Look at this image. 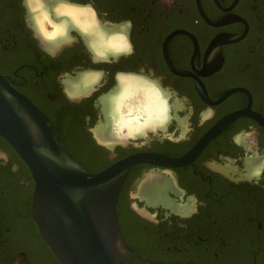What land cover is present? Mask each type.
I'll return each instance as SVG.
<instances>
[{
	"label": "flooded vegetation",
	"instance_id": "af4514ba",
	"mask_svg": "<svg viewBox=\"0 0 264 264\" xmlns=\"http://www.w3.org/2000/svg\"><path fill=\"white\" fill-rule=\"evenodd\" d=\"M0 74L91 173L131 154L187 156L217 126L183 164L129 167L116 203L125 262L264 264V0H33L31 12L0 0ZM148 100L162 109L141 129L114 124L117 103L142 124ZM33 191L0 135V264H62Z\"/></svg>",
	"mask_w": 264,
	"mask_h": 264
},
{
	"label": "water",
	"instance_id": "95a60500",
	"mask_svg": "<svg viewBox=\"0 0 264 264\" xmlns=\"http://www.w3.org/2000/svg\"><path fill=\"white\" fill-rule=\"evenodd\" d=\"M217 131L216 126L187 156L131 154L91 173L64 147L43 111L0 74V135L29 168L34 181L33 218L62 264H126L129 249L116 203L129 167L149 158L183 164Z\"/></svg>",
	"mask_w": 264,
	"mask_h": 264
},
{
	"label": "bare ground",
	"instance_id": "6f19581e",
	"mask_svg": "<svg viewBox=\"0 0 264 264\" xmlns=\"http://www.w3.org/2000/svg\"><path fill=\"white\" fill-rule=\"evenodd\" d=\"M114 42V41H113ZM108 43V42H107ZM109 44V43H108ZM114 44H116L115 42H114ZM131 91V90H130ZM135 94V93H134ZM146 96V95H145ZM155 98V97H154ZM149 99H150V97H149ZM119 102V101H118ZM122 102V101H121ZM120 102V103H121ZM144 102V101H143ZM156 102V101H155ZM117 103V102H116ZM127 103V102H126ZM146 106H139L138 108L141 110V109H143L144 111L143 112H145L146 114H145V119H144V122H142V124L141 123H139V121H137V117L135 116H133V117H123V114H122V112H121V106H119V104L117 103V105L115 104V105H113L112 107H111V109L113 110L112 112H113V120H114V124H116L117 125V127L120 129V128H123V127H125L129 132H132V131H135L136 129H141V125H145V124H147L148 122H149V120H150V115H151V111L154 109L155 111L156 110H158V109H162V107L161 106H158V105H160V104H156V103H154V104H151L152 102H150L149 100L148 101H146ZM143 104V103H142ZM149 105H152V106H149ZM129 108V107H128ZM135 108H136V106H135ZM133 109V108H132ZM132 112H135L134 110L132 111ZM141 113V112H140ZM159 113H161V111H159ZM142 114V113H141ZM163 114V113H162ZM129 114H127V116H128ZM131 115H133V114H131ZM144 116V115H143ZM136 118V119H135ZM142 126V127H143Z\"/></svg>",
	"mask_w": 264,
	"mask_h": 264
},
{
	"label": "clouds",
	"instance_id": "9594fccd",
	"mask_svg": "<svg viewBox=\"0 0 264 264\" xmlns=\"http://www.w3.org/2000/svg\"><path fill=\"white\" fill-rule=\"evenodd\" d=\"M23 6L26 9V12H31L33 10V0H23ZM90 7V6H89ZM94 12V9H93ZM26 22H27V16H26ZM119 27L124 31L125 35L121 36L120 39L123 41L122 46L119 48V53L121 55L129 56L132 55L134 52L133 46L130 42V39L128 37V33H130L131 30V22L130 21H124L122 22ZM256 180L259 181V173L256 174Z\"/></svg>",
	"mask_w": 264,
	"mask_h": 264
}]
</instances>
